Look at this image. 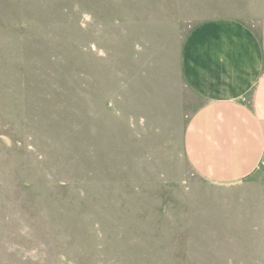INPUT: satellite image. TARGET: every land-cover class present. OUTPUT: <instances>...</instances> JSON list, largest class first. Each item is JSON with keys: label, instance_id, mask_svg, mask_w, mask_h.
I'll return each instance as SVG.
<instances>
[{"label": "rangeland", "instance_id": "1", "mask_svg": "<svg viewBox=\"0 0 264 264\" xmlns=\"http://www.w3.org/2000/svg\"><path fill=\"white\" fill-rule=\"evenodd\" d=\"M264 0H0V264H264V164L189 167L181 46Z\"/></svg>", "mask_w": 264, "mask_h": 264}, {"label": "crops", "instance_id": "2", "mask_svg": "<svg viewBox=\"0 0 264 264\" xmlns=\"http://www.w3.org/2000/svg\"><path fill=\"white\" fill-rule=\"evenodd\" d=\"M179 67L201 100L183 133L189 167L215 185L247 180L264 164L263 38L237 20L206 21L184 40Z\"/></svg>", "mask_w": 264, "mask_h": 264}]
</instances>
